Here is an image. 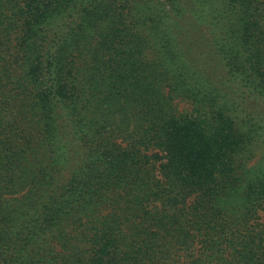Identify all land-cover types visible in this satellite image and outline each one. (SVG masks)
I'll use <instances>...</instances> for the list:
<instances>
[{
  "label": "trees",
  "instance_id": "obj_1",
  "mask_svg": "<svg viewBox=\"0 0 264 264\" xmlns=\"http://www.w3.org/2000/svg\"><path fill=\"white\" fill-rule=\"evenodd\" d=\"M263 212L264 0H0V264H264Z\"/></svg>",
  "mask_w": 264,
  "mask_h": 264
},
{
  "label": "rangeland",
  "instance_id": "obj_2",
  "mask_svg": "<svg viewBox=\"0 0 264 264\" xmlns=\"http://www.w3.org/2000/svg\"><path fill=\"white\" fill-rule=\"evenodd\" d=\"M185 105V103H180V106L183 107ZM80 155V153H77V157ZM264 214V212L262 213ZM263 216V215H262ZM264 220V219H263Z\"/></svg>",
  "mask_w": 264,
  "mask_h": 264
}]
</instances>
